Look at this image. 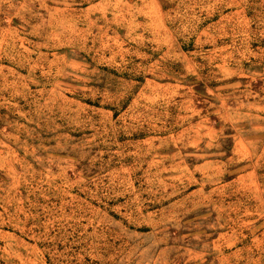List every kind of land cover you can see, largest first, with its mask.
<instances>
[{"label": "rangeland", "instance_id": "obj_1", "mask_svg": "<svg viewBox=\"0 0 264 264\" xmlns=\"http://www.w3.org/2000/svg\"><path fill=\"white\" fill-rule=\"evenodd\" d=\"M0 264H264V0H0Z\"/></svg>", "mask_w": 264, "mask_h": 264}]
</instances>
